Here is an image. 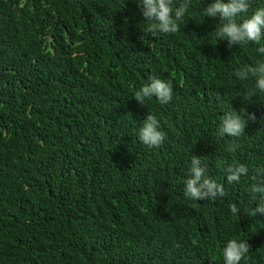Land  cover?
I'll return each mask as SVG.
<instances>
[{"label": "trees", "instance_id": "trees-1", "mask_svg": "<svg viewBox=\"0 0 264 264\" xmlns=\"http://www.w3.org/2000/svg\"><path fill=\"white\" fill-rule=\"evenodd\" d=\"M213 2L154 37L136 0H0V264H224L230 239L264 264V93L235 75L264 54L216 38ZM150 77L171 80L169 103L134 99ZM231 108L255 119L221 137ZM148 114L159 147L138 139ZM192 154L224 197H185ZM234 163L248 171L228 183Z\"/></svg>", "mask_w": 264, "mask_h": 264}, {"label": "clouds", "instance_id": "clouds-1", "mask_svg": "<svg viewBox=\"0 0 264 264\" xmlns=\"http://www.w3.org/2000/svg\"><path fill=\"white\" fill-rule=\"evenodd\" d=\"M137 7L142 13L144 20L148 21L147 31L154 37L158 34H175L180 30L179 22L182 21L191 7V0H136ZM249 10V0H214L213 3L203 7L201 15L218 20L215 27V36L219 41L226 40L228 46L247 45L254 43L260 45L256 51L264 54V7L255 9L251 16L238 22L237 17L246 14ZM241 80L253 78L255 89L264 93V60L255 65H245L236 73ZM255 92L247 94L244 98L252 100ZM156 97L160 103L167 104L173 98V85L171 80H162L150 77L149 82L134 92V99L145 106L146 101ZM248 119H255L254 114L247 118L231 108L221 116L218 135L225 137H239L245 132ZM138 139L149 148L159 147L164 139L165 133L161 130L160 121L155 115L148 114L138 131ZM238 147L234 142L230 144L229 150L235 151ZM247 167L243 164H229L225 168L228 183L239 182L242 175L247 174ZM186 198L193 200L215 199L217 196L226 195L224 186L217 183L207 175V166L202 163L201 156L192 154L188 177L185 180ZM253 194H260L261 203L255 208V214H264V181L253 184L250 189ZM230 212L237 214L239 208L236 203L231 204ZM247 240L230 239L223 248L224 264H240L250 252Z\"/></svg>", "mask_w": 264, "mask_h": 264}]
</instances>
